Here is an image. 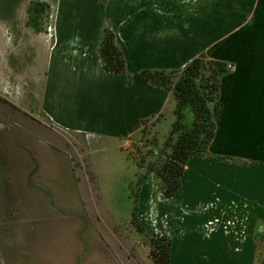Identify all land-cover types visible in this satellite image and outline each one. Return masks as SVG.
Wrapping results in <instances>:
<instances>
[{"label":"crops","instance_id":"0c3cea01","mask_svg":"<svg viewBox=\"0 0 264 264\" xmlns=\"http://www.w3.org/2000/svg\"><path fill=\"white\" fill-rule=\"evenodd\" d=\"M33 4L48 6L42 30ZM106 31L122 74L102 64ZM200 56L232 65L211 106L215 135L174 196L158 174L144 176L137 221L170 239L168 264H263L264 0H0V105L88 144H119L169 105L174 115L171 93L141 73Z\"/></svg>","mask_w":264,"mask_h":264},{"label":"rangeland","instance_id":"374dc122","mask_svg":"<svg viewBox=\"0 0 264 264\" xmlns=\"http://www.w3.org/2000/svg\"><path fill=\"white\" fill-rule=\"evenodd\" d=\"M171 108L119 144L93 145L0 105V264H158L137 188L169 161ZM258 248L264 264V228Z\"/></svg>","mask_w":264,"mask_h":264},{"label":"trees","instance_id":"16d2710c","mask_svg":"<svg viewBox=\"0 0 264 264\" xmlns=\"http://www.w3.org/2000/svg\"><path fill=\"white\" fill-rule=\"evenodd\" d=\"M105 2L106 0H99ZM48 6L33 4L30 7L31 23L42 30L44 14ZM100 56L107 72L122 74L125 72V61L122 53L114 45L113 34L105 32ZM227 72L226 64L200 56L176 71H144L142 78L152 86L163 88L171 93L175 103L176 122L172 134L169 161L159 170V175L166 184L165 198L174 196L180 188V178L186 162L195 157L205 156L215 135V124L212 120L211 106L217 99L220 80ZM185 126L181 125L182 113ZM145 124V122L143 123ZM142 181V179L140 180ZM135 214L132 221H135ZM152 247L158 253V264H168L171 241L168 237L152 234Z\"/></svg>","mask_w":264,"mask_h":264},{"label":"built area","instance_id":"2783aa9c","mask_svg":"<svg viewBox=\"0 0 264 264\" xmlns=\"http://www.w3.org/2000/svg\"><path fill=\"white\" fill-rule=\"evenodd\" d=\"M226 69H228V70L232 69V65L226 64Z\"/></svg>","mask_w":264,"mask_h":264}]
</instances>
